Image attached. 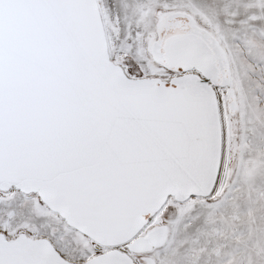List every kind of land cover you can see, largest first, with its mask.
Wrapping results in <instances>:
<instances>
[{
	"label": "snow or ice",
	"instance_id": "1",
	"mask_svg": "<svg viewBox=\"0 0 264 264\" xmlns=\"http://www.w3.org/2000/svg\"><path fill=\"white\" fill-rule=\"evenodd\" d=\"M0 264H264V0H0Z\"/></svg>",
	"mask_w": 264,
	"mask_h": 264
}]
</instances>
